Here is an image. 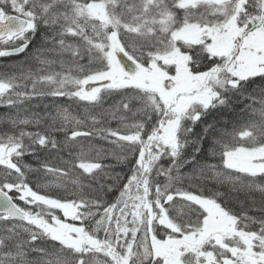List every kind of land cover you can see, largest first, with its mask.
<instances>
[{
  "label": "snow or ice",
  "instance_id": "snow-or-ice-1",
  "mask_svg": "<svg viewBox=\"0 0 264 264\" xmlns=\"http://www.w3.org/2000/svg\"><path fill=\"white\" fill-rule=\"evenodd\" d=\"M0 264H264V0H0Z\"/></svg>",
  "mask_w": 264,
  "mask_h": 264
},
{
  "label": "trees",
  "instance_id": "trees-1",
  "mask_svg": "<svg viewBox=\"0 0 264 264\" xmlns=\"http://www.w3.org/2000/svg\"><path fill=\"white\" fill-rule=\"evenodd\" d=\"M0 112H3V109H0Z\"/></svg>",
  "mask_w": 264,
  "mask_h": 264
}]
</instances>
